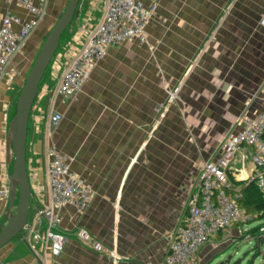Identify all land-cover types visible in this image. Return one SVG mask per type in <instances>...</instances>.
I'll return each instance as SVG.
<instances>
[{"label":"crops","instance_id":"obj_1","mask_svg":"<svg viewBox=\"0 0 264 264\" xmlns=\"http://www.w3.org/2000/svg\"><path fill=\"white\" fill-rule=\"evenodd\" d=\"M138 1L147 9L156 7L146 27L147 43L132 39L110 48L82 91L69 99L56 92L57 82L48 77L32 108L27 166L36 206L30 228L39 206L49 200L48 149L64 155L70 172L94 191L84 210L60 209L59 231L66 243L58 256L48 245L41 249L46 264H160L187 212L202 165L222 156L223 139L244 127L240 117L264 109V0ZM67 3L48 0L44 19L13 59L15 77L0 83V228L10 199L15 97ZM82 3L67 43L70 54L82 48L105 12V0ZM7 12L24 21L33 18L0 0V28ZM53 111L63 119L50 130ZM243 155L235 162V181L246 183L255 170L252 149L244 147ZM30 228L0 249V264H41L27 240ZM80 229L105 249H114L118 260L80 242ZM228 237L226 232L212 237L199 251V264L224 247Z\"/></svg>","mask_w":264,"mask_h":264},{"label":"built area","instance_id":"obj_2","mask_svg":"<svg viewBox=\"0 0 264 264\" xmlns=\"http://www.w3.org/2000/svg\"><path fill=\"white\" fill-rule=\"evenodd\" d=\"M5 2L22 7L33 18L24 21L11 12L3 17L0 28V83L4 78L11 79L10 64L36 31L48 7V0ZM155 10V6L147 9L138 0H105L104 15L88 34L82 48L71 54L65 50L59 56L60 64L66 60V68L58 79L57 93L66 99L80 93L95 63L104 58L110 48L132 39L141 44L147 43L146 27ZM261 25L264 26V19ZM59 63L57 61L55 64ZM62 119L60 112L50 113L49 128H56ZM241 121L243 129L223 139L222 156L202 165L187 212L160 264H197L200 249L212 237L236 223L246 224L252 220L239 206L240 189L230 180V175L235 179L238 171L235 162L238 157L245 159L244 155L240 156L244 147L250 148L255 170L249 180H256L264 190V109L252 115L245 113ZM46 157L49 200L37 209L36 225L29 229L31 234L27 238L41 264H46L41 251L44 246L48 245L54 256L60 255L64 249L66 237L59 231L62 221L60 209L70 205L84 210L94 196L92 187L70 172L67 158L57 149L50 148ZM77 237L94 251L107 252L112 260H118L114 249H105L100 242L92 239L86 229H80Z\"/></svg>","mask_w":264,"mask_h":264},{"label":"water","instance_id":"obj_3","mask_svg":"<svg viewBox=\"0 0 264 264\" xmlns=\"http://www.w3.org/2000/svg\"><path fill=\"white\" fill-rule=\"evenodd\" d=\"M80 1L68 0L65 10L41 44L16 102V114L9 131L14 154L10 199L7 217L0 228V249L30 228L32 188L27 166L29 119L46 70L60 46L61 37L74 18L78 17ZM16 200L18 203L14 211Z\"/></svg>","mask_w":264,"mask_h":264},{"label":"rangeland","instance_id":"obj_4","mask_svg":"<svg viewBox=\"0 0 264 264\" xmlns=\"http://www.w3.org/2000/svg\"><path fill=\"white\" fill-rule=\"evenodd\" d=\"M81 6L83 7L82 0L80 1V4L78 6V9ZM65 7L66 6H64L63 8H61V10H60L61 14L65 10ZM79 14H80V9H79ZM79 14H78V17H79ZM78 17L75 18L74 23H73V25H72V27L70 29V32H72V31H74L76 29L77 24H78V20H77ZM57 20L58 19H56L54 21V23L50 27V30L53 28V26L55 25V23L57 22ZM67 43L64 42L62 44V47H61L60 51L58 53H56V55L54 56V58L51 61V64L49 65L50 66V69H49V78H51L52 80L54 79L57 82L56 83V86H55L56 92H57V86H58L57 84L59 82L58 79L61 78L62 73H63L64 69L66 68V64H65L66 60L65 59L62 60V62L60 64L59 63V61H60L59 60V56H61L62 53H64L65 50H67V47H68V44ZM21 52H22V50L18 54H20ZM57 61H58L59 64L56 65L55 63ZM32 63H33V61H32ZM30 66H32V65H30ZM11 67H12V63L10 64V71H11V75L12 76L11 75L10 76H11V78H14L15 77L14 76L15 73L13 72V70H11L12 69ZM57 67H58V69H57V71H58L57 76L56 77L55 76L52 77L51 74H52L53 70L56 69ZM30 69H31V67L29 68L28 71H30ZM28 73L29 72H27V75H28ZM27 75L25 77H27ZM49 78L47 77V79H45V81H49ZM45 81L43 82V85H44V83H46ZM38 96H39V93H38ZM38 96H37L34 104L36 103V101L38 99ZM172 98L173 99L175 98V95L174 94L172 95ZM240 121H241V119H240ZM48 128H49V126H48ZM50 130H52V129H50ZM255 225H257V222H253L252 224L246 225V226H243V227H241V226L240 227L239 226H236V227L235 226H232L230 229L224 231L227 234H229V237H228L229 240H227V242H225L226 244H224V247L221 246V247L217 248V251L215 252V255L213 257H210L209 259H207L204 262V264H219L221 262H226L227 264H235V263H237V264H264V255L263 254H260L259 256H256L255 257V252H254V245H255V243H254L253 240H250V238L247 237V238H245L242 241L236 242L237 240H240V238L243 236V234L245 232H247L249 229H251V226L254 227ZM109 250H111V249H109ZM197 264H199V261H198Z\"/></svg>","mask_w":264,"mask_h":264},{"label":"trees","instance_id":"obj_5","mask_svg":"<svg viewBox=\"0 0 264 264\" xmlns=\"http://www.w3.org/2000/svg\"><path fill=\"white\" fill-rule=\"evenodd\" d=\"M60 15H59V17H60ZM74 20H75V18H74ZM74 20L71 23V25L69 26V28L62 35L60 46L58 48L57 53L60 51L62 44L64 42L67 43L71 39L72 35L74 34V31L70 32V29L74 23ZM46 36H45V38H46ZM45 38H44V40H45ZM49 69H50V66L46 70L45 76H44V78L41 82V85H40V89H41L45 79H47V77H49ZM18 95H19V92H17L16 97H15L14 116L16 114V101H17ZM28 134H29V126H28ZM230 180L233 182V184H235L240 189L241 197L238 200L240 208L242 210H244V212L248 216L252 217V220L248 221L246 224L236 223L233 226L243 227L246 225H250L253 222H257V225H255L254 227L251 226V229H249L247 232H245L243 234V236L240 238V240H237L236 242L242 241L245 238L249 237L250 240H253L255 243V245H254L255 257L259 256L260 254L264 255V190L258 186V183L256 180H251V181L249 180L246 183L236 182L235 179L231 175H230ZM16 203H18V201H16ZM34 206H36L35 202H33L32 198H31L30 217L32 216V213L34 211ZM30 217H29V219H30ZM223 232L224 231H220L216 236H221V234ZM18 237H16L15 239H17ZM219 264H227V263L221 262ZM235 264H237V263H235Z\"/></svg>","mask_w":264,"mask_h":264}]
</instances>
